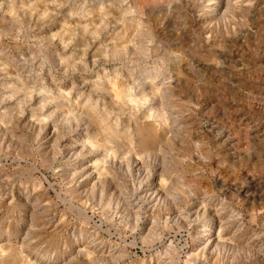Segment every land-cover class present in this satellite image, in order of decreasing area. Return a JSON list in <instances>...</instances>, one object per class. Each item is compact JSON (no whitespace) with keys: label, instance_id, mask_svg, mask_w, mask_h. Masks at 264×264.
<instances>
[{"label":"rangeland","instance_id":"obj_1","mask_svg":"<svg viewBox=\"0 0 264 264\" xmlns=\"http://www.w3.org/2000/svg\"><path fill=\"white\" fill-rule=\"evenodd\" d=\"M0 0V264H264V0Z\"/></svg>","mask_w":264,"mask_h":264},{"label":"bare ground","instance_id":"obj_2","mask_svg":"<svg viewBox=\"0 0 264 264\" xmlns=\"http://www.w3.org/2000/svg\"><path fill=\"white\" fill-rule=\"evenodd\" d=\"M218 3H219L218 0H211V1H210V4H209V6H208V7H209V8H208L209 11L212 12L213 10H218V9H219V7H218L219 4H218Z\"/></svg>","mask_w":264,"mask_h":264}]
</instances>
